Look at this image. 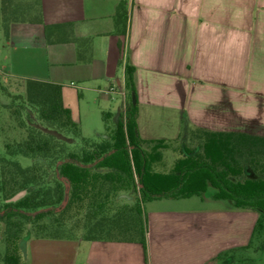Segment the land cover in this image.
<instances>
[{
    "label": "crops",
    "instance_id": "obj_1",
    "mask_svg": "<svg viewBox=\"0 0 264 264\" xmlns=\"http://www.w3.org/2000/svg\"><path fill=\"white\" fill-rule=\"evenodd\" d=\"M38 1L42 23L11 22L3 35V78L58 84L73 122L104 107L114 124L123 116L129 64L146 151L150 141L168 146L197 129L264 137V0H122L118 27L119 0ZM63 23L45 36L44 25ZM214 192L142 203L145 253L135 241L25 235L19 264H205L233 250L242 257L235 264H264V242L249 246L256 212Z\"/></svg>",
    "mask_w": 264,
    "mask_h": 264
},
{
    "label": "trees",
    "instance_id": "obj_2",
    "mask_svg": "<svg viewBox=\"0 0 264 264\" xmlns=\"http://www.w3.org/2000/svg\"><path fill=\"white\" fill-rule=\"evenodd\" d=\"M125 14V3L119 0L113 15L115 26ZM0 17L4 37L11 22L42 23L38 0H0ZM68 25H44L45 36L49 29ZM133 71L124 64L123 116L107 139L97 141L80 135L62 104L58 84L34 78L1 79L0 90L8 98L1 108L8 120L3 131H23L19 140L5 143L0 154L1 264H19L18 243L25 235L135 241L145 253L140 205L151 199L200 195L208 187L215 189L213 199L256 212L249 246L264 242V164L260 160L264 137L190 131L200 138L199 153L176 159L166 173L153 170L152 164L161 160L159 148L166 144L150 141V149L143 148L135 125ZM244 152L246 174L239 159ZM16 156L28 158L29 165L20 166ZM21 190L24 194L16 201H3ZM125 191H133L134 201L115 202L117 194ZM65 198V205L57 210ZM238 252L221 253L205 264H235L242 258Z\"/></svg>",
    "mask_w": 264,
    "mask_h": 264
},
{
    "label": "rangeland",
    "instance_id": "obj_3",
    "mask_svg": "<svg viewBox=\"0 0 264 264\" xmlns=\"http://www.w3.org/2000/svg\"><path fill=\"white\" fill-rule=\"evenodd\" d=\"M3 49V27L1 23V17H0V50ZM0 51V82L3 78V52ZM16 88L11 87V90L14 91ZM8 98L5 94H3V91L0 90V154L3 153V145L8 142H14L19 140L22 135L23 131H16V130H9V131H3L6 128V124L8 122L7 117L3 116V110L2 105L7 103ZM121 98L119 100V106H121ZM108 107L102 108L98 113L94 115H84L81 112V118L80 121L75 122L77 123L80 135L83 138L89 139V140H100V139H107L108 136L111 133V130L114 127V120L113 118L108 115L106 118H103L101 111H109L107 109ZM181 131H189L188 128H185L184 126ZM191 131H197V130H191ZM75 142V140H71V143ZM144 148H146L144 146ZM160 154H161V160L159 162H156L153 164L152 169L159 172H168L173 162L181 157L187 156V155H195L199 153L200 151V138L196 137L193 132H189L188 136L181 139V141H177L174 143H171L168 146L159 148ZM14 159L19 163L20 166L24 167L29 165L30 160L23 156H16ZM242 162V164L246 165L247 160V154L244 152V154L239 158ZM261 162L264 164V156L260 158ZM124 193H129L125 191ZM130 195H133V191L129 193ZM193 200L191 201H198V198H191ZM146 201L143 203L145 204ZM189 202V203H190ZM146 205V204H145ZM2 229V224L0 223V232ZM4 250V243L0 240V252Z\"/></svg>",
    "mask_w": 264,
    "mask_h": 264
},
{
    "label": "water",
    "instance_id": "obj_4",
    "mask_svg": "<svg viewBox=\"0 0 264 264\" xmlns=\"http://www.w3.org/2000/svg\"><path fill=\"white\" fill-rule=\"evenodd\" d=\"M66 188H68V185L66 184ZM67 192V190H66ZM24 194V190L18 191L16 193H14L12 196H10L9 198L3 200L4 202H14L16 201L18 198H20L22 195ZM66 203V198L62 201L61 206L57 208V210L61 207H63Z\"/></svg>",
    "mask_w": 264,
    "mask_h": 264
},
{
    "label": "built area",
    "instance_id": "obj_5",
    "mask_svg": "<svg viewBox=\"0 0 264 264\" xmlns=\"http://www.w3.org/2000/svg\"><path fill=\"white\" fill-rule=\"evenodd\" d=\"M70 84H73V83H70ZM116 89V85L115 84H112L110 85L108 88H107V92L111 93V92H114Z\"/></svg>",
    "mask_w": 264,
    "mask_h": 264
}]
</instances>
